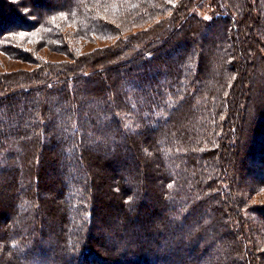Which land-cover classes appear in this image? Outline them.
<instances>
[{
    "label": "trees",
    "instance_id": "16d2710c",
    "mask_svg": "<svg viewBox=\"0 0 264 264\" xmlns=\"http://www.w3.org/2000/svg\"><path fill=\"white\" fill-rule=\"evenodd\" d=\"M0 55V264H264V0H0Z\"/></svg>",
    "mask_w": 264,
    "mask_h": 264
},
{
    "label": "rangeland",
    "instance_id": "374dc122",
    "mask_svg": "<svg viewBox=\"0 0 264 264\" xmlns=\"http://www.w3.org/2000/svg\"><path fill=\"white\" fill-rule=\"evenodd\" d=\"M197 14L206 20H211V17H210L211 10L208 6H205L202 9L198 10ZM65 26L69 28L71 25H65ZM127 32H128V30L125 29V31H123V33H121L120 36H124ZM147 36H149L148 33L144 34V37H147ZM114 37H117V35H115ZM81 39L82 38H80L79 36L78 37L75 36L74 38L70 37V41L77 43L80 46H82ZM98 40H99V42H96L94 44H90L88 46V48H90V49H88V50H91L92 48H95V47H99L101 45V42H100L101 39H98ZM44 52H45L44 50H41V54L43 57H44ZM44 58H47L48 60H53V61L57 59L56 57H53L51 55L50 56L47 55ZM26 68L30 69L31 66L24 64V62L16 61V60H10V59L6 58L4 55H0V72L4 73V72H8V71H15L17 69H26ZM248 167H255L252 161L249 162ZM254 173H256V172H254ZM238 175H239V178H242V179H240V185H241L242 181L243 182L245 181V183L242 182L244 184L242 186H244L245 190L248 189L252 185L251 188L248 189V194L246 195L247 203L251 207H254V206L257 207V209L259 211L264 210V187H260V185H259L260 180H257V178L255 177L256 175L250 171H248L245 175V172L240 169V170H238ZM242 186L239 187L238 190H236V192H235L236 194L240 193V191L243 192ZM248 208L246 206L244 208V210H246V212H249L251 209H248ZM251 216H252V214H251ZM253 218H254L253 219L254 224L258 227V229H260V230H262V232H264V218L261 216L260 217H253ZM260 248H261L260 251H264V238L262 239V243L260 244ZM262 258L264 259V256H262Z\"/></svg>",
    "mask_w": 264,
    "mask_h": 264
}]
</instances>
